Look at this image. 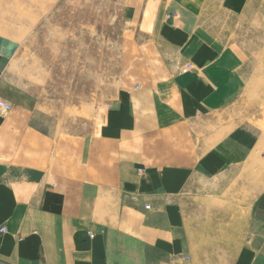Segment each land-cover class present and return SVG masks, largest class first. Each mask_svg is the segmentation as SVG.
Returning a JSON list of instances; mask_svg holds the SVG:
<instances>
[{"label":"crops","instance_id":"crops-1","mask_svg":"<svg viewBox=\"0 0 264 264\" xmlns=\"http://www.w3.org/2000/svg\"><path fill=\"white\" fill-rule=\"evenodd\" d=\"M198 27L147 24L140 82L75 134L13 103L0 56V264H264V199L213 182L229 144L249 147L213 118L220 73Z\"/></svg>","mask_w":264,"mask_h":264},{"label":"rangeland","instance_id":"rangeland-1","mask_svg":"<svg viewBox=\"0 0 264 264\" xmlns=\"http://www.w3.org/2000/svg\"><path fill=\"white\" fill-rule=\"evenodd\" d=\"M178 12L199 26V36L211 35V69L220 73L212 79L213 118L226 122L227 132L246 139L249 147L229 144L225 169L213 182L227 183L229 191L259 203L264 199V0H0V56L13 58L8 75L16 72L20 87L13 103L29 97L35 105L31 116L51 117L57 123L53 131L60 118L68 122L69 134L86 131L88 111L99 109L102 118L140 82L146 25Z\"/></svg>","mask_w":264,"mask_h":264},{"label":"built area","instance_id":"built-area-1","mask_svg":"<svg viewBox=\"0 0 264 264\" xmlns=\"http://www.w3.org/2000/svg\"><path fill=\"white\" fill-rule=\"evenodd\" d=\"M11 110V106L5 102L4 100L0 99V112H9ZM4 232L3 229H1Z\"/></svg>","mask_w":264,"mask_h":264}]
</instances>
